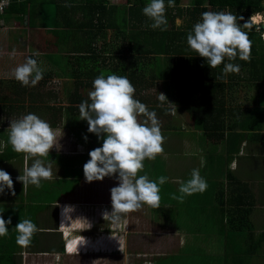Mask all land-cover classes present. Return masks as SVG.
Wrapping results in <instances>:
<instances>
[{
	"label": "crops",
	"instance_id": "1",
	"mask_svg": "<svg viewBox=\"0 0 264 264\" xmlns=\"http://www.w3.org/2000/svg\"><path fill=\"white\" fill-rule=\"evenodd\" d=\"M40 1L28 5L23 20L9 10L0 13V169L11 174L16 193L12 195L5 189L0 194V215L12 219L8 236L0 237V264H8L9 256L15 264H69L64 260L73 256L85 257L81 264H106L103 257H119L127 247L137 252L130 264H264L263 83L249 101L240 95L243 88L232 83L235 73L219 79V83L215 75L206 77L202 57L193 50L145 55L129 52L131 58L122 68L136 89L134 97L157 113L165 137L164 155L145 159L140 175L147 174L157 182L161 176L168 180L160 185V207L145 205L128 214L127 224H123L125 233L121 234L104 219V212L112 209L111 189L118 186L119 180L107 176L102 181L87 182L84 176L89 152L101 147L103 140L88 131L87 120L80 119L79 106L85 100L91 103L88 93L94 90L97 76L121 73L117 65L122 58L109 50L112 41L119 43L127 36L118 35L119 40H113L105 30L120 25L132 30L133 15H128V25L116 17L119 9L132 4L124 0L112 5L106 0L104 11L97 6L98 0ZM50 1L69 9L53 10L57 14L54 23L46 26L42 15L46 6H42ZM77 2H81L80 7ZM109 22L114 25L107 26ZM134 42L145 44L144 39ZM112 46L115 50L116 45ZM34 51L40 55L32 56ZM30 56L37 60L44 78L36 86L25 87L12 77V72ZM144 59L152 63L145 67ZM135 65L138 72L131 70ZM167 71L173 74L169 76ZM202 72L199 78L182 77L185 82L181 81V75L190 77ZM90 74L93 77L88 78ZM208 75H213L211 70ZM152 88H156L153 94ZM160 93L174 104L161 103ZM46 106L52 108L45 111L52 116H45V112L38 116L57 135L59 126L65 128L69 147L50 150L64 160L61 173L52 171L54 179L42 181L40 188L29 185L24 190L23 183L16 179L23 173L24 155L10 148L6 128L10 115L16 120L36 114L35 107ZM66 107L73 109L58 110ZM193 169H199L208 187L202 193L186 196L181 203L173 196L181 195L180 182L190 179ZM67 206L73 210L62 215ZM24 219H31L39 231L27 247L9 245V237L15 232L16 241L18 235L15 225ZM70 239L79 240L77 251L87 253L65 251ZM122 244L124 249L120 251L117 246ZM140 251L152 253L151 260L140 262Z\"/></svg>",
	"mask_w": 264,
	"mask_h": 264
},
{
	"label": "clouds",
	"instance_id": "2",
	"mask_svg": "<svg viewBox=\"0 0 264 264\" xmlns=\"http://www.w3.org/2000/svg\"><path fill=\"white\" fill-rule=\"evenodd\" d=\"M167 7H175V0H168ZM143 13L153 21L151 28L166 30L168 22L165 0H150L143 8ZM243 19L239 17V21ZM254 20L255 17H252L241 26L237 16L231 12L205 11L201 14V20L187 34V44L206 59L211 69L221 65L225 59L234 61L239 57L240 60L250 62L253 42L249 33L243 29L251 31ZM258 24L261 25V21ZM256 30L261 31L264 40V26L262 30L260 26ZM39 55L37 51L32 53V56ZM32 56L12 72V77L25 87L36 86L44 75ZM240 70L239 64L226 63L223 68L224 77L221 78H226L229 73L239 74ZM93 89L88 93L91 103L85 100L79 106L80 119L87 120L88 131L96 134L103 143L101 147L89 152L90 159L83 165L84 176L87 182L102 181L107 176H116L119 180L118 186L111 189L112 209L111 212H104V219L110 220L116 231L120 230L122 234L125 233L123 224H127L125 217L128 214L141 210L145 205L151 208H159L161 205L160 185L165 184L168 178L161 176L157 182L150 180L147 174L140 173L144 171L145 159L155 160L158 155H164L165 137L157 113L149 111L146 104L134 97L136 89L127 77L116 74L105 77L101 74L94 79ZM158 100L161 103L168 102L170 106L174 104L164 93L159 94ZM9 129L8 143L12 150L24 155L23 173L16 177L23 183L24 190L29 185L40 188L42 181L54 179L51 163L46 165L45 161L50 150L54 147L59 150L61 145L60 137H57L50 124L38 115L29 113L11 120ZM30 158L31 166L28 164ZM207 187V181L200 175L199 169H193L191 178L180 182L181 195L173 196V199L183 203L186 196L202 193ZM5 189L16 195L11 174L0 169V194ZM72 210V206H67L62 215ZM11 223V217L5 220L0 215V237L8 236V225ZM15 230L18 233L16 243L21 247L30 245L39 231L31 219L20 220ZM106 239L107 234L103 237V240ZM85 242H82L83 246ZM79 247V240L71 242L70 239L65 243V251L68 253H87L88 250L77 251ZM117 247L120 251L124 249L123 244Z\"/></svg>",
	"mask_w": 264,
	"mask_h": 264
},
{
	"label": "trees",
	"instance_id": "3",
	"mask_svg": "<svg viewBox=\"0 0 264 264\" xmlns=\"http://www.w3.org/2000/svg\"><path fill=\"white\" fill-rule=\"evenodd\" d=\"M87 1L90 2L92 0H87ZM98 1L99 2H97V6L101 5L102 10L106 11V8H105L106 0H98ZM126 2L127 4H132V5L129 8H126L124 6L121 9H119V11L116 13V17L123 24L128 25L129 23L128 21H130V18H128V15H132L133 13L132 11L136 13V14L133 13L134 18L133 20L131 19V21L132 23L136 22L137 25L143 26V27H139L140 28L139 34L145 40L144 45L143 43L141 45V43H138V42H134L132 44V49L134 50L133 52L139 55H143V54L145 55L147 53L148 54L149 53L158 54L161 51H165V50L166 51L171 50L173 52H176L179 49L181 51L184 48L185 50L187 49L192 50L189 46H187V34L189 33V31L193 29V26L195 25L194 20L196 19V16L190 15V24H188L186 28L181 29V28H177L173 24L174 15L183 16V13L185 12H192L191 14H194V13H197L198 11L203 13L205 11H208L209 9L213 12L228 11L237 16L238 23H240L242 26L244 23L250 21V17L252 15H258V14L264 13V0H193L192 2L194 6L192 7L191 11H189L190 9L189 8L183 13H182L183 9H181L179 6L181 0H175V7H167L168 0H165L166 18H167L168 23H167L166 30L162 31L160 29H153L150 26H147V23H150V21H148L149 18H147L144 15L143 8L146 7L150 3V0H126ZM32 4H33V0H11L9 7H7L2 14L6 13V11L9 10L12 13L17 14L20 20H23L24 15H26L27 13L28 5H32ZM77 4L79 7L81 6V2H77ZM61 8L62 9L64 8V7H61V4H57L56 6L53 7V9H56V10L61 9ZM64 9L68 10L69 8L67 7ZM174 9L176 11L172 12ZM49 10H52V9L49 8ZM2 14H0V18ZM240 16H242L244 19L239 21ZM113 25L114 24L111 22L107 24V26H113ZM257 26L258 25L253 23V27L251 31H249L248 29H243L244 31L249 33V38L253 42L252 52H251V61L250 62L243 61V60H240L239 57H237V59L232 62H236V64H239L240 66H247V69L243 68V70L246 72V75H247L245 79L251 80L253 83L255 84L257 83L258 86H261L262 83L264 85V40L261 37V31L256 30L257 28H259V26L258 27ZM201 60L203 61L202 66L207 70L205 72V76L209 78L211 77L213 78L215 75V77H217L218 79L217 83L221 82L219 81V79H222L221 77H224L223 68H221L223 66V62L218 67L211 69V67L207 64V61L205 58L202 57ZM121 61L122 62L118 64L119 66L117 65V67H120V69L122 70L119 75L122 77H126L123 73L124 69L122 68L126 66L125 60L122 59ZM168 62L170 63L171 59L168 60ZM160 65L161 64L157 62V66L159 67ZM210 70H211V73H213V75H208ZM107 75H110V74H107ZM131 75H134V74H131ZM203 75L204 73L202 72V73H199V75H194V74L189 75L190 77L181 75L180 78L182 82H185V80H182V77L183 78L185 77L184 79L186 80L188 79L190 80V79L199 78ZM176 76L178 77L177 74ZM91 77H93L92 74L88 76V78H91ZM43 78H44V75H43ZM76 83L77 85H79L81 84V81L78 80ZM189 83H192V82H189ZM181 85L183 86L184 84H181ZM261 93H262L261 99L264 100V89L263 91H261ZM35 108H37V111H38L37 112L35 111L36 109H34L36 115H42V113H44L46 110H52V108H47V106L46 107H35ZM62 109L66 111L67 109H73V107L58 108L59 111H61ZM260 109H261V112L264 111V107L263 108L260 107ZM30 110L32 111L33 109H30ZM54 124L55 123L53 122L52 125L54 126ZM10 148L12 147L10 146ZM11 258L12 257L9 256L10 261L8 262V264H15V262Z\"/></svg>",
	"mask_w": 264,
	"mask_h": 264
},
{
	"label": "rangeland",
	"instance_id": "4",
	"mask_svg": "<svg viewBox=\"0 0 264 264\" xmlns=\"http://www.w3.org/2000/svg\"><path fill=\"white\" fill-rule=\"evenodd\" d=\"M108 1H109L108 3H111L112 5L113 4H119V3L122 4L124 2V0H108ZM192 1L193 0H181L179 6H180L181 9H183L182 10V13L184 11H186L187 9H189V8H190L189 11H191L192 7L194 6ZM47 5L52 10H48L47 9ZM44 6H46L45 8H43V12L44 13L42 14V15H44L43 16V18H44V24L46 26L47 25H51V24L53 25L54 20H55L56 15H57L56 12H54L56 10L53 9V7L55 5L53 3H51V1H50L47 4L44 3L42 7H44ZM175 11L176 10L174 9L172 12H175ZM208 11H211V10L209 9ZM132 12L134 14H136L134 11H132ZM224 12H228V11H224ZM133 13H132V15H133ZM191 13L192 12H185V13H183V16H181V15H174L173 24L177 28H181V29L186 28V26L188 24H190V15H195L196 16V19L194 20V24H196L197 22H199L201 20V14L202 13L200 11H198L197 13H194V14H191ZM258 15H260V18L256 17L253 23H255L256 25L260 26L258 23L261 20L263 22V20H264V13L258 14ZM254 16L255 15H252L250 17V20ZM37 19H38V16L36 15L35 16V20H37ZM39 20H40V24H41L42 18L39 17ZM148 21H150V23H147V24H150L151 25L153 23V21L150 20V19H148ZM130 22H132V21H130ZM132 26H133V29L132 30L125 29V27L123 25L116 26V27H112L110 29V31L105 30V32H107L111 38L114 37L113 40H116L117 39L116 36H118V35L119 36H121V35H126L127 36V40L128 41L127 40H121V41H119V43L117 41H112V43L114 44V46L116 45L115 46V50H113L112 43H111V47H110V50H109V51H112V53L113 52L118 53L122 59H125V61H127L129 59L130 53L132 54L133 51H134L132 49L133 42L134 41H138L139 39L140 40L143 39V37L139 34V30H140L139 27H143V26L142 25H137L136 22L132 23ZM137 28H139V29H137ZM128 31H130L129 34H128ZM41 32L45 33L44 31H41ZM122 33H124V34H122ZM117 40H119V39H117ZM142 43L143 42H141V45H142ZM126 56H127V58H126ZM130 58H131V56H130ZM148 62H150V64H151L152 63V60L151 59H149V60L144 59L142 63L145 64V67H146V64ZM224 63L225 64L226 63H234V64H236V62H232V61L229 62L228 60L225 61ZM169 66H170V64H169ZM243 68L244 69H247V66H240V69H241L240 70V73L233 75V82L232 83L237 84L236 86L243 88V91H242V93L240 95L243 96V97L244 96L245 97L247 96L249 98V101H250L255 96V94L257 92L258 85L255 84V83H253L251 80L245 79V77L247 75H246V72L243 70ZM131 70H137V72H138L139 71V67H137L136 65L135 66H132L131 67ZM123 73H124L125 76L127 75V71L126 70H124ZM167 73H168L169 76H171L173 74V73L170 74L171 73L170 71H167ZM102 74H104V73H102ZM119 74L120 73H116V75L120 76ZM172 79L173 78L171 77V80ZM155 90H156V88H152L151 89V94H153ZM11 110H12V108L9 109V113H11L12 116H13L14 114H13V112H11ZM49 115H50L49 113L45 112V116H49ZM11 120L12 119H11V115H10V123H11ZM10 123H9V125L6 128V130H8V134H9V131H10V129H9ZM59 125H62V124H59ZM58 130H59L58 131L59 134L57 135V137L58 138L60 137L59 143L61 145V148H64V146H65V148L69 147V145H67V142H66V140H67V138H66V132H67L66 129L63 128L62 126H59ZM2 135H3L2 137L5 138L4 133ZM54 152H56V151H54ZM58 156H59L58 154H55V153H53V152L50 151L49 156L46 158V161H45L46 165L49 162L51 163L52 171H54L55 173H59V171L61 173V169L63 168L62 163L64 162V160H62L61 158H58ZM12 162H16V159L13 160ZM31 163H32V159L30 158L29 159V162H28L29 166H31ZM15 234L16 233L14 232L13 235H15ZM13 235L11 237H9L10 239L8 241V244L11 245V246L17 245V243H16ZM40 244H41V247H44V244L43 243H40ZM138 253L142 254L141 257H140V259H139L140 262L141 261H144V260H151L152 253H150L149 251L148 252L140 251ZM135 254H137V252L130 251V248L127 247L126 251L123 252V254L120 255L119 257L118 256H113V255L112 256H109V257H106L105 256V257H103V261L106 264H130V263H132L131 262L132 259L133 260H136ZM20 256H21V259H22L23 258V255H20ZM82 260H85V257H82V256H73L72 258L71 257H66L64 261H68L67 263H69V264H81V263H83Z\"/></svg>",
	"mask_w": 264,
	"mask_h": 264
},
{
	"label": "built area",
	"instance_id": "5",
	"mask_svg": "<svg viewBox=\"0 0 264 264\" xmlns=\"http://www.w3.org/2000/svg\"><path fill=\"white\" fill-rule=\"evenodd\" d=\"M10 2H11L10 0H0V9H2L0 13H2L7 8Z\"/></svg>",
	"mask_w": 264,
	"mask_h": 264
},
{
	"label": "bare ground",
	"instance_id": "6",
	"mask_svg": "<svg viewBox=\"0 0 264 264\" xmlns=\"http://www.w3.org/2000/svg\"><path fill=\"white\" fill-rule=\"evenodd\" d=\"M254 17H255V18H256V17L260 18V15H255ZM261 22H262V20H261ZM262 24H263V26H264V20H263ZM263 32H264V31H263Z\"/></svg>",
	"mask_w": 264,
	"mask_h": 264
},
{
	"label": "water",
	"instance_id": "7",
	"mask_svg": "<svg viewBox=\"0 0 264 264\" xmlns=\"http://www.w3.org/2000/svg\"><path fill=\"white\" fill-rule=\"evenodd\" d=\"M260 29H261V30L263 29V26H262V24L260 25Z\"/></svg>",
	"mask_w": 264,
	"mask_h": 264
}]
</instances>
